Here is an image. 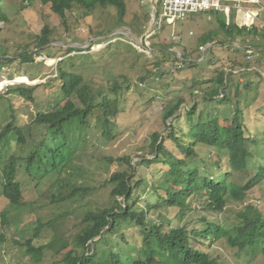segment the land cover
<instances>
[{
	"label": "rangeland",
	"instance_id": "374dc122",
	"mask_svg": "<svg viewBox=\"0 0 264 264\" xmlns=\"http://www.w3.org/2000/svg\"><path fill=\"white\" fill-rule=\"evenodd\" d=\"M125 3L126 12L121 24L111 8H97L89 14L75 7L66 13V25L50 12L48 5H42L38 0L29 5L20 0L2 3L8 22H0V54L5 55L4 60L10 61L0 62V130L11 120L13 113L19 119L18 126H22L25 132V144H12L11 147L0 150V193L1 170L6 159L11 154H27L39 142L46 141L45 129L35 125L33 121L38 113L51 111L53 103L63 100L60 93L61 82L56 77L59 68L82 76L96 94L102 92L115 98L118 102V114L111 141L101 137L99 112L89 118L85 140L82 141V133L71 162L60 176L49 175L42 178L35 187L25 172L24 165L19 166L17 179L24 190L23 205L12 207L0 194V215L4 216V219L0 218V264H61L62 255L70 250V246L58 255L46 251L41 261L35 263L20 244L31 236L39 224H46L60 214H65L56 227L57 233L69 245L80 219L86 212L111 206V186L107 181L113 173L126 170L125 165L117 161L119 158L128 157L132 165L137 164L133 182L143 180L133 193V200L139 199L134 210L138 212L147 209L148 204H156V195L151 187L161 180L162 172L158 169L164 168L161 163L148 166L143 163V159L153 158L151 137L156 133H165L162 111L166 105L172 104L178 98L184 100L181 110L187 111L195 107L196 118L199 114L206 117L208 112L209 117L217 116L222 124L233 117L236 108L241 113L246 111L245 123L257 118L252 115L260 112L262 118L252 122L255 128L251 129L250 124L248 125L252 138L253 130L256 127L258 129L255 134L257 137L254 138L258 142V148L253 150L257 154L250 163L252 167L258 166L255 157H261V152L264 151V137H261L264 134V3H256L254 6L240 4L248 7L252 15L241 27L252 28L253 34L237 36L236 39L234 36L231 40L224 38V33L218 27L217 19L222 16L210 13L193 14L174 24L162 22L159 31H155L151 37L147 30L152 23V0H126ZM153 5L158 8L156 1H153ZM45 25L52 30V43L49 46H54L57 50L48 49L49 46H46L41 54L33 55L32 61L25 60V54L36 53L35 39ZM132 31L134 34L138 32L137 35ZM209 31L219 32V35L212 36V44L217 45L206 44L198 47L200 38ZM222 41L226 43H219ZM234 42L238 43L237 46ZM249 47L253 49L250 58L246 54V48ZM68 48L76 50L69 53L66 51ZM165 49L175 56L168 55L169 53L163 56L161 52H165ZM153 52L158 54L153 55ZM175 58L184 59L189 65H184V60L176 63ZM154 61H157L155 66L152 64ZM254 61H262L259 63L261 68L253 64L255 73H244L236 77L238 95L234 89L230 93L231 88L225 90L228 95L226 100L231 102L230 105L216 101L209 105L202 99L196 102L193 95L202 90L201 82L212 80L220 71L228 74L232 68ZM236 68L234 73L242 71ZM196 82L200 85H194ZM248 83L258 85L253 93L249 94L252 88L245 91L244 87ZM35 85L39 86L32 94L33 102L10 91L16 87L31 88ZM113 86L117 87L115 92H112ZM258 94L260 98L254 103ZM198 96L199 93L196 97ZM176 124L181 130L185 125L184 118ZM166 148L176 157H180L171 143H166ZM196 149V159L190 165L203 166L210 169L211 173L214 172L213 176L222 177L225 172V157L216 149L205 146H198ZM217 160L220 162L216 163ZM199 169L202 171V168ZM59 184L70 190L89 188L92 191L64 205L52 204L51 195L57 192ZM63 191L66 193L64 189ZM197 199L194 197L191 201L196 204V209L190 210L182 221H179L176 208L148 210L146 221L160 223L161 217H164L171 226L180 223L183 227L192 228L199 224L201 228L205 226L198 221L202 218L227 228L238 222V213L245 206L255 207L264 220V179L252 187L242 201L228 198L224 210L217 215L206 213L204 205H201L203 200ZM119 201L122 202V199ZM53 228L43 229L39 237L33 240L34 245L48 243L54 237V232L56 233ZM139 230L133 223H125L112 236H105L103 242L101 240L96 245H90L88 254L93 255L98 263H102L111 249L126 257L129 252L141 246ZM122 235L128 241L127 244L121 242ZM117 243L120 245H116ZM191 244L196 246L195 241ZM201 249L208 252L217 264H264L260 247L238 251L228 247L223 238L206 241V246ZM106 264H110L108 258Z\"/></svg>",
	"mask_w": 264,
	"mask_h": 264
},
{
	"label": "trees",
	"instance_id": "16d2710c",
	"mask_svg": "<svg viewBox=\"0 0 264 264\" xmlns=\"http://www.w3.org/2000/svg\"><path fill=\"white\" fill-rule=\"evenodd\" d=\"M20 1L29 5L35 0ZM38 1L42 5H48L50 12L56 15L64 25H66V13L75 7L89 14L97 8H111L114 10L115 17L120 24L123 22L126 12V0ZM2 3H8V0H0V22L6 23L8 22L7 13L5 14ZM208 13L217 15V12L214 11ZM146 18H148V15H146ZM217 22L219 29L224 33V38L227 40L233 39L234 36L236 39L237 36L253 34V29L247 26L240 28L233 23L226 25L223 17L218 18ZM132 33L134 34L133 31ZM137 33L135 32L134 35H137ZM218 33L209 31L207 35L205 34L206 36L200 38L198 47H203L206 44L211 45L214 41L212 36H217ZM51 34V28L48 25L43 26L40 34L35 39L36 53L25 54V60L32 61L33 55H39L45 51V47L52 43ZM219 43L225 44L226 42ZM48 49L57 50L54 46H49ZM74 50L76 49L68 48L66 51L70 53ZM165 50V52H161L163 56L167 53L175 56L168 49ZM157 54L158 52H153V55ZM4 57L5 55L0 54V62L10 61L8 59L4 60ZM182 60L184 59L175 58L174 62L181 63ZM209 61L213 62V60ZM156 62L154 61L152 64L155 66L157 65ZM259 63L254 61L251 64L237 66L242 70L238 73L233 72L236 67L232 68L228 74L220 71L212 80L201 82L202 90L195 92L193 97L197 103L202 99L208 102L209 105L210 103L214 104L215 101L216 103L230 105L231 102L226 100L228 95L225 90L231 88L230 93L234 89L236 95H238L239 89L235 86L236 77L244 73L245 75L255 73L253 64L260 67ZM183 64L189 65L185 60ZM56 77L61 82L60 93L63 100L53 103L51 111L38 113L33 121L35 125L45 129L46 141L39 142L27 154L17 156L11 154L1 170L0 194L12 207H21L25 201L23 187L20 180L17 179L19 166L24 165L25 172L30 181L34 182L35 187L42 178L49 175L60 176L61 172L71 162L82 133V141L85 140V132L89 127L88 120L95 112H99L98 120L100 122L101 137L107 141L113 139V132L116 128L114 121L118 114L117 100L102 92L96 94L85 83L82 76L76 73L66 72L59 68ZM205 84H207L206 88L209 87L207 90L204 88ZM114 85H117V83H114ZM194 85H200V83L196 82ZM38 86L35 85L31 88L16 87L10 91L27 101L33 102L32 94ZM257 86L248 83V86L244 89L248 91L252 88L250 94L254 92ZM116 88V86H113L112 92H115ZM202 91L205 94L201 93ZM198 93L199 96L196 97ZM259 94L254 103L259 100ZM223 97L224 99H222ZM182 104H184V100L178 98L172 104L165 106L162 111L165 133L163 135L159 133L152 135L150 145L153 158L150 160L143 159V163H147L148 166L161 163L164 168L158 169L162 172L161 180L151 187L156 195V204L153 206L148 204L147 209L138 212L134 210L139 199L133 200V193L143 180L133 182L137 164L132 165L128 157L119 158L117 161L124 164L126 170L113 173L107 181L111 186L109 190V197L112 199L111 206L86 212L80 219L78 229L69 245L57 233L56 227L57 223L64 219L65 214H60L59 217L50 220L46 224H39L31 236L20 244L25 249L26 255L35 263H39L44 252L52 251L55 255H58L62 250L67 249V246H70V250L62 255L61 264H106L107 258L110 260V264H161L162 262L165 264H217L208 252L203 251L201 248L206 246V241L223 238L228 247L238 251L260 247L264 256V220L262 214L253 206H245L238 213V222L227 228L202 218L198 220L205 225L201 228L199 224L198 227L192 228L183 227L180 223L171 226V223L166 222L164 217H161L160 223L146 221L148 210L165 208L178 209V218L179 221H182L191 212L190 210L196 209V204L191 203L194 197L203 200L201 205H204L203 209L206 213L217 215L224 210L228 198L233 201H242L246 193L264 179V162H262L264 151L261 152V157H255L258 162L256 168L255 165L252 167L250 164L257 154H254L253 150L258 148V142L254 139L257 137L255 134L258 129L256 127L253 130L254 138L250 137L248 131L249 124L250 128L253 129L255 127H253L252 122L262 118L259 115L260 112L252 115V117L257 118L245 123L246 111L241 113L236 108L233 117L222 124L217 116L209 117L208 112L206 117L199 114L196 118L194 116L195 107L187 111L185 109L181 110ZM10 118L11 120L0 130V150L3 147H11L12 144L14 146L25 144V132L22 126L17 124L19 119L15 118L13 113ZM183 118L185 125L180 130L176 123ZM261 137H264V134ZM166 143H171L180 157H176L173 152H170V149L166 148ZM198 146L216 149L225 157V172L222 177L213 176L214 172L211 173L210 169L203 166L190 165L196 159V148ZM219 162V160L216 161V163ZM199 168H202V171ZM55 182H58V180ZM90 191L92 189L89 188H72L70 190L65 185L59 184L57 192L51 195L50 203L64 205L81 195L89 194ZM120 199H122V202L119 201ZM0 218L4 219V216L0 215ZM125 223H133L140 228V248L129 252L126 257H122L119 252L120 255L111 249V252L102 263L95 261L94 256L88 254L90 245H96L101 240L103 242L105 236H112ZM49 227H54L53 229L56 231V233L53 231L54 237L48 243L46 242L47 244L34 245L33 240L39 237L43 229ZM203 227L204 229H202ZM121 240V242H128L124 235L121 236ZM1 241L0 239V243ZM192 241H195L196 246L191 244ZM16 244L19 243L16 242ZM116 245L120 244L117 243Z\"/></svg>",
	"mask_w": 264,
	"mask_h": 264
},
{
	"label": "built area",
	"instance_id": "2783aa9c",
	"mask_svg": "<svg viewBox=\"0 0 264 264\" xmlns=\"http://www.w3.org/2000/svg\"><path fill=\"white\" fill-rule=\"evenodd\" d=\"M158 3L156 8L151 5L152 23H150L147 34L153 36L155 31H159L161 23L174 24L184 21L188 16L204 12H224L228 17L234 9L236 13L243 14V22L251 18V13L240 5L241 3H264V0H152ZM263 8H261L262 10ZM252 48H246L248 58L252 55Z\"/></svg>",
	"mask_w": 264,
	"mask_h": 264
},
{
	"label": "crops",
	"instance_id": "0c3cea01",
	"mask_svg": "<svg viewBox=\"0 0 264 264\" xmlns=\"http://www.w3.org/2000/svg\"><path fill=\"white\" fill-rule=\"evenodd\" d=\"M245 4H248L249 5H253L252 3H245ZM259 5V3H258ZM254 6V5H253ZM243 8H245V10L249 11L248 10V7L246 6H243ZM262 11V10H261ZM250 12V11H249ZM206 14H208V12H204ZM231 16H227L226 14H224V12H217V15H220L224 18L225 20V23L226 25H228L230 22H232L234 25H236L237 27H240L242 26V22H243V17L244 15L243 14H238L235 12V10L233 9L231 12ZM213 14V13H212ZM215 15V14H214ZM249 28V27H248ZM238 44L237 42H235V45ZM237 46V45H236ZM248 47V46H247ZM258 47H260V45H258ZM264 76V75H263Z\"/></svg>",
	"mask_w": 264,
	"mask_h": 264
},
{
	"label": "clouds",
	"instance_id": "9594fccd",
	"mask_svg": "<svg viewBox=\"0 0 264 264\" xmlns=\"http://www.w3.org/2000/svg\"><path fill=\"white\" fill-rule=\"evenodd\" d=\"M153 3V2H152Z\"/></svg>",
	"mask_w": 264,
	"mask_h": 264
},
{
	"label": "water",
	"instance_id": "95a60500",
	"mask_svg": "<svg viewBox=\"0 0 264 264\" xmlns=\"http://www.w3.org/2000/svg\"><path fill=\"white\" fill-rule=\"evenodd\" d=\"M141 45V44H140Z\"/></svg>",
	"mask_w": 264,
	"mask_h": 264
}]
</instances>
